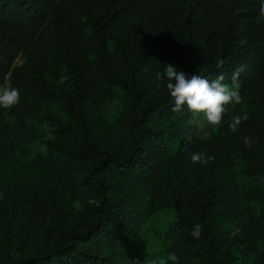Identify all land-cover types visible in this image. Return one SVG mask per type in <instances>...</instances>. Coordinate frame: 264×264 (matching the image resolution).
Masks as SVG:
<instances>
[{"label":"trees","instance_id":"16d2710c","mask_svg":"<svg viewBox=\"0 0 264 264\" xmlns=\"http://www.w3.org/2000/svg\"><path fill=\"white\" fill-rule=\"evenodd\" d=\"M221 2L199 0L181 17L173 0H0V86L8 81L20 91L17 105L0 107V220L9 221L8 188L23 178L35 183L29 143L39 138L30 121L37 105L62 104L64 117L50 116L54 137L44 143L78 164L91 197L63 226L52 182L44 184L46 196L34 184L28 198L40 247L21 257L0 247V264H143L139 223L168 206L176 218L164 238L177 261L167 264H264V111L227 106L223 131L200 139L187 107L172 112L166 82L155 79L175 64L189 75L222 72L226 83L244 66L239 89L264 92L260 0H241L238 11ZM117 25L152 58L149 78L122 44L110 47ZM217 59L225 61L219 69ZM61 78L68 89L59 87ZM114 87L128 99L112 108L108 139L102 121ZM245 112L248 119L231 132L232 116ZM197 152L213 159L193 163ZM232 153L251 180L245 197L261 204L256 214L244 211L242 191L225 171ZM187 164L185 179L178 169ZM195 224L203 225L199 239L190 235Z\"/></svg>","mask_w":264,"mask_h":264},{"label":"rangeland","instance_id":"374dc122","mask_svg":"<svg viewBox=\"0 0 264 264\" xmlns=\"http://www.w3.org/2000/svg\"><path fill=\"white\" fill-rule=\"evenodd\" d=\"M173 1L175 2L178 15L186 17L189 11H196L194 6L199 0ZM221 3H224L230 11H238L242 8L241 0H222ZM166 15L171 17L169 14ZM117 43L122 44L129 51L130 56L137 59L139 68L143 71L145 78H149L155 67L152 58L145 54L137 43L132 42L127 37L122 25H117L113 28V38L110 41V47H114ZM153 50L157 52L159 49L154 47ZM23 59L24 56L21 55L17 58V62H21ZM174 66L179 70L177 65L174 64ZM226 83L232 86L231 80ZM5 85H8V83H4L3 86ZM59 87L68 89V80L61 78ZM238 91L241 96L239 105L256 113L264 111V92L247 89L240 90L239 88ZM112 96L106 109L107 120L102 121V125L105 127L102 135L108 139L113 136V128L111 126L113 121L112 108L120 107L128 99L126 92L118 87L112 89ZM234 105H225V108L227 106L233 107ZM189 114V124L194 126L198 138L208 139L210 136L218 135L223 131L224 118H222L219 125L213 126L207 123L202 114L198 118H193L190 112ZM51 115L64 117L60 102L37 105L34 116L30 118L33 129L39 136V138H35L29 143L31 152L36 157V160L32 163L35 183L28 178H23L19 179L13 188H8V195L11 200L6 207V213L9 221L5 225L0 220V247L3 254L9 253L13 257H21L33 253L40 247L38 231L30 215L31 210L28 198L29 191L34 184L37 185L40 194L46 196L44 184L46 181L52 182L55 191L58 221L63 226L67 225L78 211H84L89 208L91 197L89 191L82 183L83 173L78 164L68 163L65 159L53 156V150H50L44 143V139L54 137V126L50 120ZM229 159L230 165L225 171L235 190L238 192L242 191L241 203L243 209L248 213L256 214L261 204L246 198L244 195L245 189L251 184V180L241 171L242 160L237 153L229 154ZM189 167L190 165L187 164L184 168L178 169L185 179L188 178L186 169ZM119 186L121 187L122 185L119 184ZM175 218L174 208L168 206L139 223L137 249L142 263L143 261L158 258L167 259L169 251L168 242L164 238V231Z\"/></svg>","mask_w":264,"mask_h":264},{"label":"clouds","instance_id":"9594fccd","mask_svg":"<svg viewBox=\"0 0 264 264\" xmlns=\"http://www.w3.org/2000/svg\"><path fill=\"white\" fill-rule=\"evenodd\" d=\"M260 14L264 15V0H260ZM223 59H217L216 68L224 65ZM244 71V66L237 67L231 76L232 86L225 83V74L218 73L215 78H210L202 73L191 74L179 71L176 66L166 64L163 71L155 73V79L166 82V88L174 101L171 111L178 113L183 111L184 106L192 113L193 118H198L201 114L209 125H219L226 111L225 105L240 104L241 96L238 91L239 75ZM20 101V91L10 85L0 86V107L5 109L17 105ZM248 119V114L233 115L229 123V130L236 132L242 121ZM243 143L246 147H251L254 140L250 136H245ZM213 157H205L203 153H193L191 161L193 163H208ZM203 230L202 224H195L190 235L199 239ZM177 261L174 253H169L167 259L158 258L143 261V264H167V261Z\"/></svg>","mask_w":264,"mask_h":264},{"label":"built area","instance_id":"2783aa9c","mask_svg":"<svg viewBox=\"0 0 264 264\" xmlns=\"http://www.w3.org/2000/svg\"><path fill=\"white\" fill-rule=\"evenodd\" d=\"M6 83H8V81H6Z\"/></svg>","mask_w":264,"mask_h":264}]
</instances>
